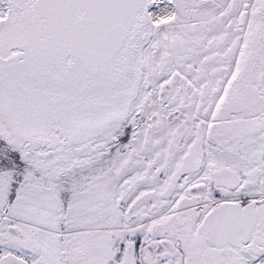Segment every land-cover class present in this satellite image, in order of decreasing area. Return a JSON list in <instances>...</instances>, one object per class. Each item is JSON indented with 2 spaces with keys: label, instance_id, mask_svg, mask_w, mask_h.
Instances as JSON below:
<instances>
[{
  "label": "snow or ice",
  "instance_id": "6c2138e0",
  "mask_svg": "<svg viewBox=\"0 0 264 264\" xmlns=\"http://www.w3.org/2000/svg\"><path fill=\"white\" fill-rule=\"evenodd\" d=\"M0 264H264V0H0Z\"/></svg>",
  "mask_w": 264,
  "mask_h": 264
}]
</instances>
